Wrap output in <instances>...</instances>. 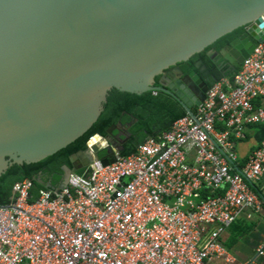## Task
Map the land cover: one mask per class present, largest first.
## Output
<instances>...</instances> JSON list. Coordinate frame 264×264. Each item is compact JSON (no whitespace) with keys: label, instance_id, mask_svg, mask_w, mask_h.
<instances>
[{"label":"built area","instance_id":"obj_1","mask_svg":"<svg viewBox=\"0 0 264 264\" xmlns=\"http://www.w3.org/2000/svg\"><path fill=\"white\" fill-rule=\"evenodd\" d=\"M258 97L264 40L209 87L196 118L187 113L129 155L116 149L106 165L93 158L34 201L33 180L16 182L12 201L0 204V264H234L222 234L243 211L264 205L254 188L264 141L243 165L236 150L248 125L264 122Z\"/></svg>","mask_w":264,"mask_h":264},{"label":"water","instance_id":"obj_2","mask_svg":"<svg viewBox=\"0 0 264 264\" xmlns=\"http://www.w3.org/2000/svg\"><path fill=\"white\" fill-rule=\"evenodd\" d=\"M242 26L244 36L215 52L227 65L224 75L264 40V0H0V175L82 136L113 88L164 91L196 118L210 69L202 58L188 73L179 63ZM116 128L72 154L74 168L103 149V164L114 161L121 146L109 135ZM64 170L61 187L72 171Z\"/></svg>","mask_w":264,"mask_h":264},{"label":"trees","instance_id":"obj_3","mask_svg":"<svg viewBox=\"0 0 264 264\" xmlns=\"http://www.w3.org/2000/svg\"><path fill=\"white\" fill-rule=\"evenodd\" d=\"M245 34V26L239 27L219 38L202 52L196 53L189 60L179 63V65L185 73L194 69L195 62L200 58L210 66L212 59L207 54L209 50L220 51L232 39ZM239 68L240 66L233 73L237 72ZM223 75L222 72H218L217 78L219 79ZM214 82L215 80H212L210 86ZM195 109L196 105L193 107V110ZM186 114L187 112L180 102L164 91L158 90L157 94H154L153 91L138 94L113 88L108 94L103 112L82 136L38 162L13 164L0 175V204H8L12 201L14 184L26 178L33 180L30 200L34 201L39 197L40 190L47 187L39 182V177L45 181H50L51 185L56 187L63 180L64 166L82 173L85 167L75 169L71 160L72 154L80 150L85 151L88 148V141L95 134L107 136L108 129L113 124H129L125 134L120 135L123 139L120 154L129 155L137 150L139 144L145 142L148 135L158 137L162 132L170 129L175 120ZM248 128L261 144L264 141V122L249 124ZM118 131L119 129H114L110 135L117 134ZM107 155L106 149L98 153L99 158Z\"/></svg>","mask_w":264,"mask_h":264},{"label":"crops","instance_id":"obj_4","mask_svg":"<svg viewBox=\"0 0 264 264\" xmlns=\"http://www.w3.org/2000/svg\"><path fill=\"white\" fill-rule=\"evenodd\" d=\"M256 107L264 108V97L254 100ZM129 124H117L121 131L126 132ZM246 136L236 141L238 152V162L243 165L251 152L259 146L258 140L253 136V132L247 127ZM83 161V158H79ZM254 188L264 195V174L260 181L255 183ZM221 242L234 257V264L254 260V264H264V256H258V248L264 246V205L260 211L246 209L237 220L227 227L221 236ZM223 258H212L204 264H224Z\"/></svg>","mask_w":264,"mask_h":264},{"label":"flooded vegetation","instance_id":"obj_5","mask_svg":"<svg viewBox=\"0 0 264 264\" xmlns=\"http://www.w3.org/2000/svg\"><path fill=\"white\" fill-rule=\"evenodd\" d=\"M216 51L217 50L213 49V53H212L213 57L212 58H214V60H212V62L210 63V66H208V68L210 69V74H208L207 76L204 77V80L208 86H210V82L212 80H214V78H217L218 72L223 73V72L227 71V65L225 64V62L222 59H220L218 56H214ZM124 134H125V132L121 131V133H119V134L109 135V138L112 141V143H114L116 146H121L123 139L120 137V135H124ZM96 157H98V154L96 155ZM82 164H83V162L79 161L77 165L81 167ZM65 174H66V172L64 170V176H65ZM45 182H46V184H51L50 181H45Z\"/></svg>","mask_w":264,"mask_h":264},{"label":"bare ground","instance_id":"obj_6","mask_svg":"<svg viewBox=\"0 0 264 264\" xmlns=\"http://www.w3.org/2000/svg\"><path fill=\"white\" fill-rule=\"evenodd\" d=\"M101 141V138L99 136H94L91 140H90V144H93V143H97ZM105 143V142H104Z\"/></svg>","mask_w":264,"mask_h":264},{"label":"rangeland","instance_id":"obj_7","mask_svg":"<svg viewBox=\"0 0 264 264\" xmlns=\"http://www.w3.org/2000/svg\"><path fill=\"white\" fill-rule=\"evenodd\" d=\"M96 156H94L93 158H95Z\"/></svg>","mask_w":264,"mask_h":264}]
</instances>
